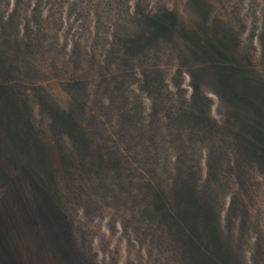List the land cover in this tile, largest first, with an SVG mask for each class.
<instances>
[{
    "label": "rangeland",
    "instance_id": "obj_1",
    "mask_svg": "<svg viewBox=\"0 0 264 264\" xmlns=\"http://www.w3.org/2000/svg\"><path fill=\"white\" fill-rule=\"evenodd\" d=\"M166 11L176 33L125 58ZM200 25L231 50L196 55L180 33ZM14 256L264 264V0H0V259Z\"/></svg>",
    "mask_w": 264,
    "mask_h": 264
},
{
    "label": "trees",
    "instance_id": "obj_2",
    "mask_svg": "<svg viewBox=\"0 0 264 264\" xmlns=\"http://www.w3.org/2000/svg\"><path fill=\"white\" fill-rule=\"evenodd\" d=\"M197 5L203 6L202 1H197ZM177 16L172 12H160L155 15L147 14L146 17L141 18L140 25L141 30L138 32V35L135 41H138V44L145 45L147 38H157L165 34H172L177 27ZM183 38H185L188 42L191 41V48L195 52L196 55L200 56L203 53L210 54L214 57L219 56V53L227 54L231 50L232 43L225 38H218L215 34L211 33L210 29L205 25H200V27L196 28H186L183 27ZM134 41V42H135ZM131 49V48H130ZM133 49V48H132ZM229 50V51H228ZM22 174L26 176L22 180H25V184L28 181L27 185H30V177L28 176V171H23L19 167V170ZM33 187V186H32ZM30 189V187H27ZM35 188V187H33ZM36 189V188H35ZM59 225V224H58ZM0 264H26L23 260H20L17 256L0 259Z\"/></svg>",
    "mask_w": 264,
    "mask_h": 264
},
{
    "label": "flooded vegetation",
    "instance_id": "obj_3",
    "mask_svg": "<svg viewBox=\"0 0 264 264\" xmlns=\"http://www.w3.org/2000/svg\"><path fill=\"white\" fill-rule=\"evenodd\" d=\"M159 13V12H158ZM157 14V13H156ZM175 31H173L172 32V34L170 35V34H165V35H162V36H160V37H157V38H155V39H153V38H147L146 39V43H145V45H143V44H138V41L136 40L135 41V39H136V37L137 36H134L133 37V39H132V41H130V43H127L126 45H125V54H126V57L125 58H127L128 56H131V55H133V54H136L137 53V51H139V50H141V48L143 47V46H145V47H150V46H153V45H155L159 40H163V39H169V37H172V35H174L175 33H174ZM180 36H182L183 37V32H182V34L180 33ZM135 41V42H134ZM131 48V49H130ZM133 48V49H132Z\"/></svg>",
    "mask_w": 264,
    "mask_h": 264
}]
</instances>
